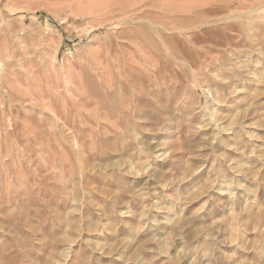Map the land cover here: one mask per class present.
<instances>
[{"label": "rangeland", "instance_id": "1", "mask_svg": "<svg viewBox=\"0 0 264 264\" xmlns=\"http://www.w3.org/2000/svg\"><path fill=\"white\" fill-rule=\"evenodd\" d=\"M0 264H264V0H0Z\"/></svg>", "mask_w": 264, "mask_h": 264}]
</instances>
